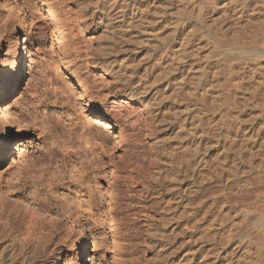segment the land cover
Returning a JSON list of instances; mask_svg holds the SVG:
<instances>
[{
	"label": "rangeland",
	"instance_id": "374dc122",
	"mask_svg": "<svg viewBox=\"0 0 264 264\" xmlns=\"http://www.w3.org/2000/svg\"><path fill=\"white\" fill-rule=\"evenodd\" d=\"M83 52H105L116 71L107 107ZM66 112L108 146L92 215L66 189L46 191L68 168ZM1 144L0 210L23 222L0 227V253L42 231L45 264L93 252L99 264H264V0H0ZM153 153L159 183L136 169Z\"/></svg>",
	"mask_w": 264,
	"mask_h": 264
},
{
	"label": "bare ground",
	"instance_id": "6f19581e",
	"mask_svg": "<svg viewBox=\"0 0 264 264\" xmlns=\"http://www.w3.org/2000/svg\"><path fill=\"white\" fill-rule=\"evenodd\" d=\"M112 3H113V1H112ZM92 13H93V11H92ZM5 29H6V25H5ZM4 40H5L6 46H7V51L5 53V59L6 58L12 59V57L14 55V48L16 46L15 32L14 31L12 32V30L11 31L6 30ZM76 53H77L76 55L78 57H80V52H76ZM81 55H82V53H81ZM82 57H84L83 62L85 63V67L90 69L91 72H93V79L91 80V82H92V86L94 88L93 93H94L96 99L98 101L102 102L103 106H105V107L109 106L110 105L109 97H110V93H111L110 92L111 91L110 90L111 84L114 82V80H117L116 79V71H114V68H113V65L109 59V56H107L105 54V52H97V53L96 52H83ZM15 63H16V61L11 63L10 66L12 68H15ZM10 66L9 65L7 66L8 73L10 70ZM64 69H67V68L64 67ZM5 71H6V69H5ZM97 72H99V73H97ZM84 88L90 89V87H88V83H84ZM51 92L53 93V97L56 96V93H57L56 90H51ZM130 97H132V96H130ZM40 100H41V102L37 106V109L40 106H42V108H40V111H41L42 109L44 110L47 107V105L44 103L46 100L47 101L49 100V97L45 96L44 98H40ZM38 102H39V99H38ZM52 102H54V101H52ZM41 115L45 118L43 120L44 121V124H43V130L44 131L43 132H44L45 143L49 142L51 145H54L53 141L51 140L53 135H52V129L50 128V125L48 124L49 120H48L46 114L42 113ZM64 116H65V120H67V122H70V126H71L68 128V130L66 132L67 133V138H66L67 146H64V149H63L65 151L64 155H63L64 156L63 159L66 160L65 162H67L68 168L65 169V166H63V169L61 171H59V173L57 175H53V176L51 175L48 178V184L46 185V187H47L46 191H47V193L52 195V193L55 192V189L58 188L57 186H59L60 188L66 189L68 191V193H73L74 196L78 199V201L77 200L76 201L78 202L79 212L81 214L84 212L91 214L93 211L97 210V208H98L97 204L100 201H102V202L104 201L105 194L107 193V192L104 193L103 191H101L102 189H100V187H99L100 185L98 186L99 182H97V179H98V176H100L99 174L102 173V171L105 172V168L107 166V163L103 161V152L106 151L108 146L106 147V145H105L106 144L105 139L102 140L103 143H101V141H99L100 143H97L100 138L92 136L88 126H86V125L85 126L81 125V129L83 128V131L79 132L80 130H78L79 128H77V126H76L78 124V122L74 121V119L70 117L71 114L69 116V114L66 112L64 114ZM56 119L59 121L57 123H61L60 122L62 120L61 118L56 117ZM86 121H87V123H89L88 120H86ZM2 145L3 144L0 145V150H2ZM56 146L57 145H55V147ZM43 148H45V145L43 146ZM43 148L41 150H39V152H41L43 150ZM48 151L51 152L52 149L49 147ZM50 152L48 154H50ZM152 152H153V150H151V153ZM156 155H157V153L152 154L151 159L149 160V162L147 164L148 170H145L146 168H144L142 166L141 167L139 166L136 169H137V171H138L137 173H139V175L141 173H143V175L144 174L146 175V172H148L149 177L151 176L155 182L159 183L158 179H159L160 175L158 172V160H157ZM82 158H84V159H82ZM184 160H185L184 172H187L189 168L191 169V166H189L191 163L190 162V156L187 155L186 157H184ZM191 160H192V158H191ZM75 162H78V166L75 165ZM170 171L172 173L176 174V172L178 170L173 171L171 168ZM111 172H110V175L112 174L111 178L112 177L116 178V174H117L116 169L114 171H111ZM131 175H133V174H131ZM131 175H129V176H131ZM25 177H23V178H25ZM20 179H22V178H19L18 180H20ZM25 179L22 180L23 185H25V182H26ZM130 180L133 181V184H134L135 180L137 181V179H135L134 176H131ZM40 182L42 183V181H40ZM136 184H137V182H136ZM111 187H110V189H111ZM129 187H130V185H129ZM134 187H135V185H134ZM144 188H146V187L144 186ZM130 189H132V188L130 187ZM141 190H145V189H141ZM106 196H107V194H106ZM141 196H142V194H141ZM65 197H66V195H65ZM83 197H86V198H83ZM112 197L113 196L111 194V196L109 197V201H107L110 204H111V202H114V201H112ZM143 197H145V196H143ZM170 198H172V197H170ZM174 198H176V197H173V199L171 201H173ZM97 201H99V202L97 203ZM2 202H3V199H2ZM174 205H176V204H174ZM10 211L11 210H7L6 207L1 208V210H0V227H6L7 229L8 228L14 229V228H16L15 227L16 226L15 221L16 222L17 221L23 222L22 218L21 219L18 218L15 220L14 219V217H15L14 211L13 210L11 211L13 213L11 215H14V217L10 215ZM99 211H100V209H99ZM33 213L35 216L36 213L35 212H33ZM31 215H33V214H31ZM12 217H13V219H12ZM19 222H17V223H19ZM32 223L34 224L35 222L28 220V226H26L27 227L26 229H30L33 226ZM22 226H23V224H22ZM104 228L99 230L97 235L93 238L94 244L97 243L98 240L100 242H102V239H107L106 235L109 233H108L107 229H104ZM32 229L33 228H31L30 230H32ZM26 232L28 234V231H26ZM21 242H22V240H21ZM49 242H50L49 234L41 231L38 235H36L34 241L31 242L30 244L29 243H27V244L24 243L21 245L11 244L5 249V251L0 253V264H5L8 261L9 262L11 261L12 264H45V260L42 258H44L46 255ZM189 257H190V253H189V250H187L185 255H184V258H183L185 260V262L189 261ZM89 260H90L89 264H99L98 257L96 256V254L94 252L91 253Z\"/></svg>",
	"mask_w": 264,
	"mask_h": 264
}]
</instances>
